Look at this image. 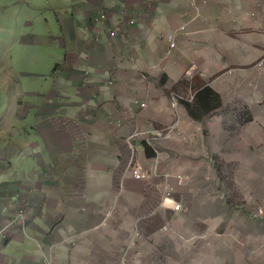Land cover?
Returning <instances> with one entry per match:
<instances>
[{
	"label": "crops",
	"instance_id": "0c3cea01",
	"mask_svg": "<svg viewBox=\"0 0 264 264\" xmlns=\"http://www.w3.org/2000/svg\"><path fill=\"white\" fill-rule=\"evenodd\" d=\"M50 1L44 39L25 21L22 44L44 43L50 72L44 88L23 92L36 97L24 105L32 121L16 115L15 135L28 150L11 152L12 170L1 165L2 187L9 177L22 193L11 202L2 193L0 220L14 205H27L28 219L0 243V264H47L46 255L52 264H210L211 224L220 220L192 214V197L191 219L207 229L185 245L180 219L159 206L161 187L176 191L182 176L180 191L199 199L217 185L264 192V58L249 67L264 54V0H195L197 9L191 0ZM122 4L137 17L133 26L119 18ZM98 8L116 37L92 22ZM156 130L167 136L152 140ZM132 158L149 170L146 181L126 172ZM252 203L236 222L255 217ZM165 247L177 258L164 262Z\"/></svg>",
	"mask_w": 264,
	"mask_h": 264
},
{
	"label": "rangeland",
	"instance_id": "374dc122",
	"mask_svg": "<svg viewBox=\"0 0 264 264\" xmlns=\"http://www.w3.org/2000/svg\"><path fill=\"white\" fill-rule=\"evenodd\" d=\"M147 5L151 6L149 3H147ZM191 6L197 9L195 0H191ZM50 8V0H26V2H19L18 0H0V169H2L1 165H4L5 169L10 168L12 170L11 164H14V162L10 160L12 151L15 153L19 150H28L26 137L24 135H15L17 131L15 129L16 127L14 128L16 115L18 114L20 117L18 120L29 119L32 121L33 114L29 112V106L24 105H30L36 97L24 95L23 92L26 93L30 89L44 88L47 83L41 75L49 73L50 70L44 43L34 42L30 47L25 48L22 44V40L25 36H28L30 32L25 31L28 29L25 27V21L33 22L31 29L34 30V37L37 38L38 41L44 39L45 31L53 28L54 12L50 11ZM100 11H102L101 8L94 11L91 18L92 22L94 16ZM45 15H47V21L45 20ZM199 18L200 16L198 12H196L192 20H199ZM125 19L130 20L131 17L125 14ZM105 23H103L102 26L107 28L108 25ZM128 26L133 25L128 24ZM180 29L183 30V27ZM113 30L118 34L116 29ZM257 34H259L260 37H264V25L259 27ZM108 37L111 38L110 36ZM52 52L55 54V51ZM263 58L264 54L261 58L254 55V61L249 67L253 66L258 68V64ZM237 103L240 102L237 101ZM140 106H143V104ZM118 123L121 124L120 122ZM78 133L79 131L73 128V134L78 137ZM164 133L165 132L162 130H156L149 138L152 140H160L167 136V134ZM134 134L137 136L139 133L135 132ZM8 178L3 183L4 187H2L3 185L0 183V206L5 202V200L2 199L3 192L6 197L7 195L10 196V202L12 198L18 199L14 197V195L22 193L17 190L20 186L17 189H12L10 187ZM11 178L13 179L14 176L11 175ZM179 179L184 181L185 178L177 176L174 179L175 184L178 185L176 191L169 185H163L161 187L160 201L164 196L163 188L167 186L172 190L173 200L180 202L185 208L184 211L178 212H174L168 208L172 211V215L178 218L177 220L180 219V222L178 221L180 223L179 231L185 238L183 243L185 245L187 244V238H189L187 240L188 242L193 241L195 239L193 233L200 232L202 229H207V225H200L195 219H191L194 216H190V211L186 208L193 197L198 201L191 209L192 214L196 213L199 216H208V223H211V220L214 218L217 220L219 219L221 222L219 226L211 224L210 240L212 252L210 264H264V209L261 206L264 204V192L259 189L256 194L254 192H240L237 187H233V189L225 193L222 189L220 191V187L217 185L214 188H209L204 198L199 199L198 196L202 197L201 194L180 191L179 187L183 185V181L179 183ZM31 180L34 185L35 178ZM254 196L255 199L252 198ZM249 199L253 202L252 207L254 208V213H252L255 214V217H251L249 223L236 222L235 219H239V217L243 216L245 217L251 213L247 212L251 211L250 207H244V205L250 206V204H248ZM144 201L151 207L155 201H157V194H153V191L147 192V198ZM160 201L159 206L163 207L160 205ZM203 201L205 205H199L198 202ZM227 204L230 205L223 207ZM238 205H240V209L237 207ZM13 208H17L15 213L20 209H25L27 212V205H21L19 207L14 205ZM108 213L110 214V211ZM219 216H223V218ZM188 217L189 224L185 221ZM230 218L234 219L235 223L232 222ZM25 225L21 226L23 231ZM161 231L167 232L165 225L162 227ZM214 237L218 238L220 242ZM165 244L170 245L171 243L170 241H165L164 245ZM184 253L187 255L188 250H185ZM166 257L169 259H176L177 253L172 251L171 247H165L163 249L164 262Z\"/></svg>",
	"mask_w": 264,
	"mask_h": 264
},
{
	"label": "built area",
	"instance_id": "2783aa9c",
	"mask_svg": "<svg viewBox=\"0 0 264 264\" xmlns=\"http://www.w3.org/2000/svg\"><path fill=\"white\" fill-rule=\"evenodd\" d=\"M126 2H129L130 0H125ZM127 10V7L122 4L118 9V15L122 20L126 22V24L134 25L136 16H131L130 20L125 19V12ZM108 16L104 11L97 12V14L93 18V22L97 24H103L106 22ZM107 29V34L111 38H114L117 36V32L113 29ZM169 40V50L166 52V54H170L172 49L175 47V43L173 42L172 37L168 38ZM118 125V124H117ZM120 125V124H119ZM160 135V134H159ZM126 172L128 175L137 181H143L146 180L150 176V172L147 168H145L141 163L137 162L136 160L131 159L126 167ZM183 180L179 179L178 182L181 183ZM164 196L162 200L160 201V205L165 208H170L174 212L178 211H184L185 208L180 202H176L173 200L172 196V190L168 188L167 186H164ZM0 212H1V206H0ZM27 219V212L25 209L18 210L15 214L5 218L3 221L0 220V243L4 241L6 235L9 231L14 229L18 226H24L26 224ZM45 262L47 264H52V258L48 255L44 257Z\"/></svg>",
	"mask_w": 264,
	"mask_h": 264
},
{
	"label": "bare ground",
	"instance_id": "6f19581e",
	"mask_svg": "<svg viewBox=\"0 0 264 264\" xmlns=\"http://www.w3.org/2000/svg\"><path fill=\"white\" fill-rule=\"evenodd\" d=\"M133 159V158H132ZM134 160V159H133Z\"/></svg>",
	"mask_w": 264,
	"mask_h": 264
}]
</instances>
